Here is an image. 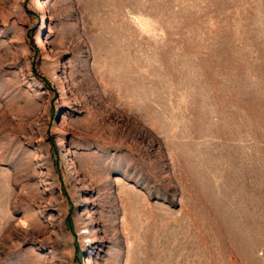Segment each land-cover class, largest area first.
<instances>
[{
	"label": "rangeland",
	"instance_id": "1",
	"mask_svg": "<svg viewBox=\"0 0 264 264\" xmlns=\"http://www.w3.org/2000/svg\"><path fill=\"white\" fill-rule=\"evenodd\" d=\"M0 264H264V0H0Z\"/></svg>",
	"mask_w": 264,
	"mask_h": 264
}]
</instances>
